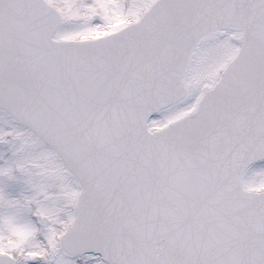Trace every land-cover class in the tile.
Wrapping results in <instances>:
<instances>
[{
  "label": "snow or ice",
  "instance_id": "1",
  "mask_svg": "<svg viewBox=\"0 0 264 264\" xmlns=\"http://www.w3.org/2000/svg\"><path fill=\"white\" fill-rule=\"evenodd\" d=\"M0 264H264V0H0Z\"/></svg>",
  "mask_w": 264,
  "mask_h": 264
}]
</instances>
